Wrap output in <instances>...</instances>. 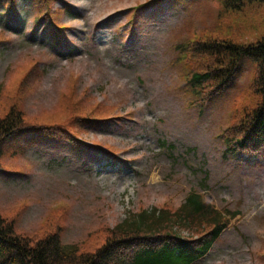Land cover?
Here are the masks:
<instances>
[{
    "label": "rangeland",
    "instance_id": "rangeland-1",
    "mask_svg": "<svg viewBox=\"0 0 264 264\" xmlns=\"http://www.w3.org/2000/svg\"><path fill=\"white\" fill-rule=\"evenodd\" d=\"M148 1L45 0L54 22L65 27L56 47L46 19L34 22V0H15L13 8L0 2V114L20 97L28 120L67 124L62 93L73 100L87 93L89 103L131 114L82 134L83 153L54 141L19 156L5 151L0 215L33 238L57 222L64 244L100 245L105 229L129 213L174 208L195 192L235 214L198 264H264V158L235 164L219 138L235 110L254 104L256 66L242 57L233 84L204 104L183 94L172 65L174 45L195 35L259 40L264 5L230 10L218 0L161 1L141 8L130 32V9Z\"/></svg>",
    "mask_w": 264,
    "mask_h": 264
},
{
    "label": "trees",
    "instance_id": "trees-1",
    "mask_svg": "<svg viewBox=\"0 0 264 264\" xmlns=\"http://www.w3.org/2000/svg\"><path fill=\"white\" fill-rule=\"evenodd\" d=\"M161 1L185 2L150 0L131 8L127 17L130 32H133L139 10ZM0 2L7 8H13L15 0ZM219 2L224 9L230 10L241 9L245 4L253 2L264 5V0ZM34 3V22L37 23L42 17L46 19V24L53 28L50 42L55 47L59 46L58 36L63 34L65 27L54 22L51 10L45 6V0H34ZM59 9L65 10L67 6L64 4ZM173 49L175 56L172 65L183 79L180 90L192 102L204 104L233 84L242 57L252 59L256 73L250 88L256 95L255 102L252 106L235 110L233 121L220 133L219 138L224 148V157L231 161L244 162L243 155L263 157L264 36L245 43L197 36L182 39ZM25 85L26 79L20 83V93ZM86 95L73 100L62 93L60 103H64V112L69 116L64 125L28 120L21 107L20 97L9 100L6 111L0 114V161L5 151H9L10 155H18L26 147L41 145L46 141L60 143L74 153H83L82 148L88 145L82 134L109 118L121 121L131 116L130 113L122 114L113 106L99 101L89 103ZM227 222L228 219L221 211L202 201L196 193L188 194L178 207H140L118 224L107 227L100 245H96L94 240L90 242V239L78 244H64L60 236L62 226L57 222L41 237L33 238L18 233L14 220L0 215V264H196L219 239ZM183 230L189 235H183Z\"/></svg>",
    "mask_w": 264,
    "mask_h": 264
}]
</instances>
